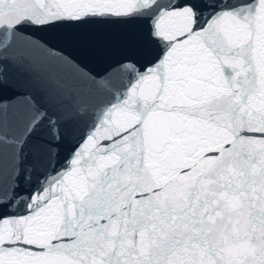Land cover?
Returning <instances> with one entry per match:
<instances>
[{"label": "snow or ice", "instance_id": "snow-or-ice-1", "mask_svg": "<svg viewBox=\"0 0 264 264\" xmlns=\"http://www.w3.org/2000/svg\"><path fill=\"white\" fill-rule=\"evenodd\" d=\"M9 121L0 264H264V0H0Z\"/></svg>", "mask_w": 264, "mask_h": 264}, {"label": "water", "instance_id": "water-1", "mask_svg": "<svg viewBox=\"0 0 264 264\" xmlns=\"http://www.w3.org/2000/svg\"><path fill=\"white\" fill-rule=\"evenodd\" d=\"M32 75L35 79L37 90L43 93V90L46 85V79H47L48 73L42 68L36 67L33 69ZM120 82H121V78L117 77L116 78L117 85H119ZM18 107H22V105H18ZM20 131L21 129L18 128L16 125H14L11 121H9L8 126L5 129H0V133L5 134L10 140L15 138L17 135H19Z\"/></svg>", "mask_w": 264, "mask_h": 264}]
</instances>
